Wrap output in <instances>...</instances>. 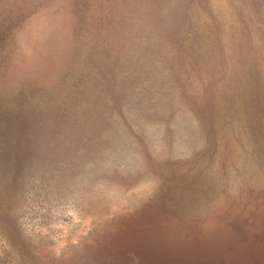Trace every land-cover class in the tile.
Returning a JSON list of instances; mask_svg holds the SVG:
<instances>
[{
    "label": "rangeland",
    "instance_id": "rangeland-1",
    "mask_svg": "<svg viewBox=\"0 0 264 264\" xmlns=\"http://www.w3.org/2000/svg\"><path fill=\"white\" fill-rule=\"evenodd\" d=\"M0 264H264V0H0Z\"/></svg>",
    "mask_w": 264,
    "mask_h": 264
}]
</instances>
